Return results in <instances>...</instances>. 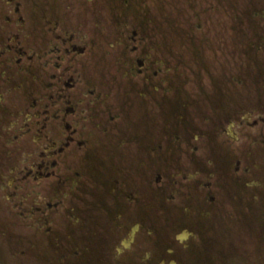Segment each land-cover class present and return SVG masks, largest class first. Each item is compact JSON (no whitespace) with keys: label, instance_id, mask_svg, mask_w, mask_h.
<instances>
[{"label":"flooded vegetation","instance_id":"af4514ba","mask_svg":"<svg viewBox=\"0 0 264 264\" xmlns=\"http://www.w3.org/2000/svg\"><path fill=\"white\" fill-rule=\"evenodd\" d=\"M0 264H264V0H0Z\"/></svg>","mask_w":264,"mask_h":264},{"label":"rangeland","instance_id":"374dc122","mask_svg":"<svg viewBox=\"0 0 264 264\" xmlns=\"http://www.w3.org/2000/svg\"><path fill=\"white\" fill-rule=\"evenodd\" d=\"M259 7V6H258ZM241 26L239 27H236L233 23H225V27L228 29V31L230 32V35L231 36H234V34H237V32L240 33V31L242 30V32H245L247 33L248 31V27L246 26L245 23H242L240 24ZM233 41V38H231V42ZM223 226L226 227L225 225L221 224L220 223V234L222 235L220 238H221V241H220V244H225V243H229L233 240L234 242V239L231 237V233H230V230H228V228H224L223 229Z\"/></svg>","mask_w":264,"mask_h":264}]
</instances>
